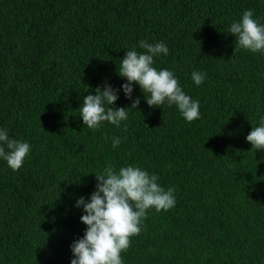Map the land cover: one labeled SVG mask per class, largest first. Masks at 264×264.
I'll use <instances>...</instances> for the list:
<instances>
[{
  "label": "trees",
  "instance_id": "16d2710c",
  "mask_svg": "<svg viewBox=\"0 0 264 264\" xmlns=\"http://www.w3.org/2000/svg\"><path fill=\"white\" fill-rule=\"evenodd\" d=\"M248 9L264 23V0H0V129L31 145L17 171L0 158V264H70L86 230L76 201L108 165L139 166L175 195L148 211L124 264H264V151L246 141L264 118V53L229 33ZM142 40L168 46L154 67L200 119L149 107L135 84L125 97L120 60ZM105 82L120 90L109 107L139 97L138 109L89 129L79 108Z\"/></svg>",
  "mask_w": 264,
  "mask_h": 264
},
{
  "label": "clouds",
  "instance_id": "9594fccd",
  "mask_svg": "<svg viewBox=\"0 0 264 264\" xmlns=\"http://www.w3.org/2000/svg\"><path fill=\"white\" fill-rule=\"evenodd\" d=\"M229 33L235 37L236 46L252 53H264V23L254 17L252 9L245 10L239 21L230 25ZM143 52L135 48L126 50L120 60L117 74L126 79L121 89L126 98L132 99L133 84L138 85L149 107L160 108L167 103L175 105L186 122L200 119L199 102L185 94L179 79L169 69L154 67V58L169 53L163 42H139ZM192 80L200 85L205 73L193 71ZM103 89V90H101ZM118 89L105 82L98 86L95 94L83 97L79 116L84 126L98 129L103 122L117 127L128 118V109H138L139 97L132 100L127 108H113L118 99ZM145 93L148 95L145 96ZM251 149L264 151V118L259 126H252L246 136ZM121 143L119 137L112 138V146ZM31 145L27 141L9 138L7 129H0V158L8 167L19 170L29 153ZM95 191L86 202L81 196L75 207H82L80 221L86 225L82 238L70 245L73 258L70 264H124L121 253L128 250L131 238L140 234L143 221L150 209L167 211L175 205L174 189L165 190L159 177L139 166L128 165L114 170L108 165L101 174H95Z\"/></svg>",
  "mask_w": 264,
  "mask_h": 264
}]
</instances>
